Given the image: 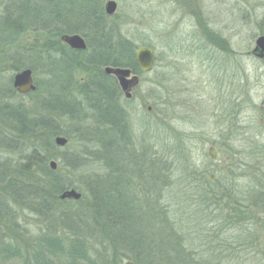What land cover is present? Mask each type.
Returning a JSON list of instances; mask_svg holds the SVG:
<instances>
[{"label":"trees","instance_id":"1","mask_svg":"<svg viewBox=\"0 0 264 264\" xmlns=\"http://www.w3.org/2000/svg\"><path fill=\"white\" fill-rule=\"evenodd\" d=\"M79 1L82 3L78 14L69 11L73 7L69 8V15L60 11V2L68 1L53 0V4H42L41 0H36L33 4L22 0L15 6L22 10L21 14L5 13L0 17V74L1 63L9 60L2 57L5 54L1 49L16 44L27 29H39L55 38L77 33L86 42L85 50H74L58 39L57 45L63 44L70 54L67 58L55 59L49 69L45 66V72L55 73L53 84L42 87V81L37 79L36 90L30 92L36 94V98L30 105L22 100L11 101L9 96L26 94L14 89L12 76L0 78V148L11 153L0 162V261L15 260L19 264H121L125 260L134 264H225L232 261L230 256H245L257 260L256 264H264V244H255L254 239L251 244L241 243L239 237L229 236H223L221 241L233 239L235 244L219 241L220 236L226 234L225 228L233 222L232 216L244 217L241 223L253 222L250 218L253 210L259 209L260 204V209L264 210V192L257 191V201H250L245 190L244 195H239L231 189L221 191L209 187V181L191 179L192 190L194 186L199 188L200 202H196L195 207H204L215 214L205 220L212 224L211 235L195 247L188 244L183 231L188 227L181 219L172 217L168 205L162 204L163 186L161 190V183L159 185L162 174L158 163L151 161L155 159L153 154H143L132 146L126 114L119 102V86L113 76L102 69L105 66L125 67L140 74L135 45L128 38L111 35L105 27L107 20L101 0ZM78 54H81L80 59ZM29 60L26 66L35 72L36 67ZM76 65L87 73L77 85L79 98L65 94L74 84L72 73ZM21 68V62H15L12 70L15 73ZM85 110L92 111L95 124L105 126L95 140L101 147L97 155L106 172L101 180H84L88 184V196L81 194L76 201L79 206L69 212L63 207L73 200L59 197L73 187L68 179L70 172L65 173L63 169H76L80 158L78 155H70L68 159L61 156L55 169L50 167L49 161L56 158L54 138L63 134L60 119L82 121L86 118ZM256 145V142L251 143L249 149L256 150ZM144 162L148 164H144L141 171L140 165ZM133 177L141 178L145 188L138 192ZM24 210L39 217L56 216L61 225L57 228L50 219L44 230L28 236V231L18 224L19 213ZM203 214L208 216V213Z\"/></svg>","mask_w":264,"mask_h":264},{"label":"rangeland","instance_id":"2","mask_svg":"<svg viewBox=\"0 0 264 264\" xmlns=\"http://www.w3.org/2000/svg\"><path fill=\"white\" fill-rule=\"evenodd\" d=\"M21 1L0 0V17L5 13L21 14L22 10L15 9L16 3ZM26 1L36 3V0ZM64 1L68 3L60 2L61 12L69 15L68 10L73 7L69 11L78 14L81 1ZM114 1L116 9L109 15L104 10L107 0H101V9L107 20L105 27L114 38L131 40L135 51L140 47L152 48L155 57L150 71L137 74L138 82L131 89L129 98L125 97L116 77L111 75L120 89L119 102L126 114L127 133L133 141L132 146L139 152L154 155L155 159L151 161L158 163V170L162 174L159 182L161 190L163 186L160 194L162 204L168 205L172 217L181 219L188 227L183 231L188 244L195 247L211 235L209 230L212 224L205 220L211 219L215 213H209L204 207H195L200 202L199 188L194 186L192 190L191 179L206 180L211 182L209 187L221 191L231 189L239 195H244L245 190L250 201H257V191L262 190L258 176L264 170V135L261 136L258 125L264 115V108L260 107L264 98V82L255 83V66L250 61L241 62L238 54L211 50L216 45H210L207 38L209 33L214 34L216 42H227V38L231 47L239 45L241 30L233 0ZM41 3L53 4V0H41ZM58 39L64 43L60 37H52L45 31L27 29L16 44L1 49L5 54L2 56L4 59L14 60L1 63L0 78H13L15 62H21V69L28 68L26 60L29 58V62L36 67L35 72L30 68L34 83H38V79L42 81V87L47 83L53 84L55 73L45 72V66L49 69L55 59L67 58L70 54L63 44L57 45ZM77 57L80 59L81 54ZM73 59L78 60L76 57ZM74 67V84L71 89L65 90V94L79 98L77 85L83 82L87 73L77 65ZM246 73L247 82H244L242 78ZM240 95L244 102L240 103ZM35 98L36 94L30 92L23 97L9 96L11 101L22 100L29 105ZM84 112L86 118L82 121L60 119L63 134L59 136L66 138L67 143L57 146L54 155L56 168L61 156L65 155V159H68L70 155H78L79 166L73 170L63 169V172H70L68 179L73 184L72 188L86 197L88 184L84 180H101L106 172L97 155L101 147L95 140L105 126L95 124L92 111ZM253 142L257 144L256 150L249 149ZM210 148L214 157L208 155ZM10 155L0 148V162ZM142 164L141 171L148 163ZM62 165L65 166V163ZM83 181L85 183L82 184ZM133 182L138 192L145 188L141 178L133 177ZM79 199H66L73 202L65 207L61 204L60 207L72 212L79 206L76 202ZM261 207L262 204L259 209ZM203 213H208V216ZM50 219L54 221V226L60 227L56 216L39 217L24 210L19 213L18 224L32 237L44 230ZM213 227L219 228L216 225ZM232 232L230 230L221 235L219 241L223 236L235 237V232ZM252 240L251 236L245 239L247 242ZM229 242L226 240L222 243ZM255 244H264V240ZM256 261L241 257L225 264H256ZM0 264L19 262L0 261Z\"/></svg>","mask_w":264,"mask_h":264},{"label":"flooded vegetation","instance_id":"3","mask_svg":"<svg viewBox=\"0 0 264 264\" xmlns=\"http://www.w3.org/2000/svg\"><path fill=\"white\" fill-rule=\"evenodd\" d=\"M233 6L238 10V21H239V29L241 30V34L238 37V46L236 48L231 47V43L226 38L227 42H216L214 40V34L209 33L207 35L208 40H210V45H216L215 48H210L212 52L213 50L220 51L226 54H238L241 58L240 61L246 62L250 61L254 64L255 68L254 72L255 75V83L261 84L260 82H264V41L259 40L261 37H264V1L261 0H233ZM262 14L260 11H262ZM207 32V31H206ZM247 73L243 75L242 81L247 82ZM245 76V77H244ZM239 101L244 102L243 99L241 100L242 96H239ZM261 109L264 108V98H262L260 104ZM263 119L261 120V125H258V131H260L261 136L264 135V115H262ZM264 148V145H263ZM261 155V153H260ZM264 161V159H262ZM244 166V164H243ZM263 170V169H262ZM258 176L259 187H261L260 193L264 192V170ZM250 217V216H249ZM251 220L248 224L241 223L244 221V217L240 218H233L228 228H225L226 234L232 230L235 232L234 238H240L241 243H246L245 239H248L249 236L253 237L254 242L256 241L261 243L264 240V210L255 209L251 214ZM232 232V233H233ZM237 236V237H236ZM255 236V238H254ZM233 237V236H230ZM238 238V239H239ZM230 240H228L229 242ZM233 241V239H232ZM244 241V242H242ZM235 244L234 242H229ZM251 244V242H249ZM245 257V256H242ZM234 257L230 256L229 259L233 260Z\"/></svg>","mask_w":264,"mask_h":264},{"label":"water","instance_id":"4","mask_svg":"<svg viewBox=\"0 0 264 264\" xmlns=\"http://www.w3.org/2000/svg\"><path fill=\"white\" fill-rule=\"evenodd\" d=\"M116 9V2L114 0H107L105 3L104 10L107 14L114 13ZM60 39L66 43L70 48L76 50H85L86 42L84 38L77 34H62ZM259 40L264 41V37ZM154 50L150 47H140L135 51V60L142 72H148L152 68L154 63ZM104 73L109 75H114L118 80V84L121 90L124 92L125 97L129 98L131 96V89L138 82V75L132 73L130 68L116 67V66H105L103 68ZM12 85L14 89L21 93L26 94L28 92L35 91L36 85L32 77V71L30 68H23L14 73L12 78ZM54 142L57 146H64L67 143L66 138L61 136H56ZM208 155L214 157L213 149L210 148ZM49 165L52 169H55L57 164L55 160L49 161ZM212 177V176H211ZM81 196V193L74 188L67 189L60 194V199H74L77 200ZM122 264H134L131 260H125Z\"/></svg>","mask_w":264,"mask_h":264}]
</instances>
